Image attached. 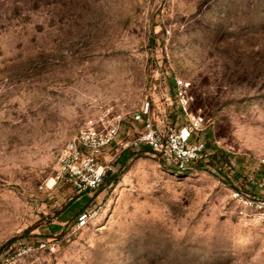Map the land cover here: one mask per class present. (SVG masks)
<instances>
[{
	"label": "rangeland",
	"instance_id": "obj_1",
	"mask_svg": "<svg viewBox=\"0 0 264 264\" xmlns=\"http://www.w3.org/2000/svg\"><path fill=\"white\" fill-rule=\"evenodd\" d=\"M175 78L210 122V166L180 174L147 149L99 190L57 179L65 143L108 108L121 143L148 100L184 125ZM235 189L264 198V0H0V260L264 264V220Z\"/></svg>",
	"mask_w": 264,
	"mask_h": 264
},
{
	"label": "built area",
	"instance_id": "obj_2",
	"mask_svg": "<svg viewBox=\"0 0 264 264\" xmlns=\"http://www.w3.org/2000/svg\"><path fill=\"white\" fill-rule=\"evenodd\" d=\"M175 96L186 123L182 126L169 121V114L155 120L152 104L146 101L132 115L134 123L140 124L129 142L119 141L123 116L108 108L96 117H91L78 132L68 140L59 155L57 179L64 180L77 194L90 193L102 188L106 180L117 172L116 161L120 152L130 148H147L156 154L168 169L187 174L198 168L210 166L213 155L200 134L210 122L201 113H190L191 96L188 85L175 78ZM165 92V91H164ZM163 92L162 100L168 101ZM232 199L244 212L257 214L264 220V198L251 196L241 189L232 191ZM92 218L91 211H82L75 228L84 227ZM0 264H9L2 259Z\"/></svg>",
	"mask_w": 264,
	"mask_h": 264
},
{
	"label": "trees",
	"instance_id": "obj_3",
	"mask_svg": "<svg viewBox=\"0 0 264 264\" xmlns=\"http://www.w3.org/2000/svg\"><path fill=\"white\" fill-rule=\"evenodd\" d=\"M174 87H175V85H174ZM174 87H172L171 89L173 90L174 89ZM171 117H174V114L172 115V114H169V121H171V122H173V123H175L176 122V119H172ZM171 118V119H170ZM175 118V117H174ZM206 145H207V147H209V144L206 142ZM144 150H147V148H130V149H127V150H125L120 156H119V158H118V160L116 161V167H117V172H118V170L120 169V167L123 165V163L125 162V160H123V158H124V156L127 154V153H134V152H142V151H144ZM213 156H215L216 158H217V155L216 154H213ZM115 173V175H113L110 179H111V182L112 181H115L116 179H117V175H118V173Z\"/></svg>",
	"mask_w": 264,
	"mask_h": 264
}]
</instances>
